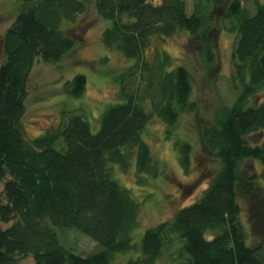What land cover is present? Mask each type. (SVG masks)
Listing matches in <instances>:
<instances>
[{
  "label": "trees",
  "instance_id": "obj_1",
  "mask_svg": "<svg viewBox=\"0 0 264 264\" xmlns=\"http://www.w3.org/2000/svg\"><path fill=\"white\" fill-rule=\"evenodd\" d=\"M17 1L15 20L2 38L0 65V180L6 179L0 264H16L15 256L33 257L36 264H113L115 254L136 249L141 204L114 171L128 172L135 160L139 183L143 175L157 176L159 164L143 137L148 123L159 118L169 138L179 120L197 110L189 69H169L171 57L164 51L150 61L147 50L155 38L187 32L212 71L215 39L227 28L237 35L230 76L237 97L201 131L221 167L200 199L143 229L140 256L125 264H159L166 252L172 264H264V241L251 245L241 220L238 173L242 162L264 164V3L250 12L240 0H197L188 15L185 0L157 6L149 0H95L98 15L112 23L103 43L135 60L117 77L121 101L104 111L97 131L76 111L29 139L24 124L33 70L38 61L58 63L74 54L77 41L65 26L76 23L88 0ZM66 85L71 96L81 98L86 76L76 75ZM176 145L189 172L192 144L177 139ZM260 179L264 173L246 186L258 189ZM247 196L261 211V194ZM65 230L82 233L98 249L76 254L59 240L58 231Z\"/></svg>",
  "mask_w": 264,
  "mask_h": 264
},
{
  "label": "rangeland",
  "instance_id": "obj_2",
  "mask_svg": "<svg viewBox=\"0 0 264 264\" xmlns=\"http://www.w3.org/2000/svg\"><path fill=\"white\" fill-rule=\"evenodd\" d=\"M94 1L88 0L87 10L76 23L65 24L66 33L77 41L73 57L69 56L58 63L38 61L33 70L24 124V132L29 139L45 134L49 127L58 125L65 114L68 118L76 111L81 112L90 122L93 131H97L104 111L110 105L121 101L117 77L133 65L135 60L105 46L102 36L112 23L98 15ZM185 1L187 14L191 15L196 10L197 0ZM240 1L250 12L255 11L257 3H264V0ZM149 2L157 6L163 1ZM18 6L17 0H0V65L4 61L2 38L14 22ZM228 26L229 24L226 25ZM236 38V33L228 28L221 30L216 39L213 38L216 44V62L212 71L204 66L199 48L187 32L164 40L155 38L147 50L150 61L164 51L171 57L169 69L177 65H184L189 69L193 81L192 100L196 103L197 110L184 115L175 126L173 136L169 138L166 135L167 126L159 118H153L148 123L143 137L159 164L160 173L157 176L143 175L145 182L139 183L140 176L135 160L128 172L114 171V177L119 184L129 189L140 202L141 215L139 229L133 234L136 249L115 254L113 264H125L140 256L143 229L170 219L176 210L200 199L221 167L220 160L204 144L201 131L204 126L214 121L216 111L221 106H231L237 97V90L230 83ZM76 75H84L87 79L81 98L71 96L66 85ZM177 139L192 144L193 165L189 172L181 164ZM238 173L241 186L243 185L239 194L241 220L251 239V245H255L264 241V179L259 180L258 189H249L246 183L252 176H262L264 164L251 160L242 162ZM5 180H0V201L3 203L6 202L3 193ZM247 194L253 197L261 194L257 201L263 206L261 211L255 205L250 206ZM258 216L260 219L254 223V218ZM212 234L208 233L209 236ZM58 236L61 244L76 254L85 256L98 249L96 242L75 230L58 231ZM15 260L16 264H36L33 257L15 256ZM172 260L166 252L159 264H172Z\"/></svg>",
  "mask_w": 264,
  "mask_h": 264
}]
</instances>
